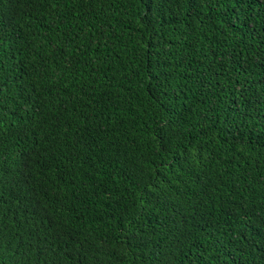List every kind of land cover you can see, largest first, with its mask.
<instances>
[{"label": "trees", "instance_id": "obj_1", "mask_svg": "<svg viewBox=\"0 0 264 264\" xmlns=\"http://www.w3.org/2000/svg\"><path fill=\"white\" fill-rule=\"evenodd\" d=\"M0 264H264V0H0Z\"/></svg>", "mask_w": 264, "mask_h": 264}]
</instances>
